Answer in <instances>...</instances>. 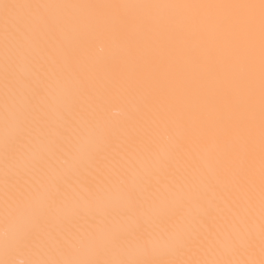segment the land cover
<instances>
[{
    "label": "snow or ice",
    "instance_id": "6c2138e0",
    "mask_svg": "<svg viewBox=\"0 0 264 264\" xmlns=\"http://www.w3.org/2000/svg\"><path fill=\"white\" fill-rule=\"evenodd\" d=\"M0 264H264V0H0Z\"/></svg>",
    "mask_w": 264,
    "mask_h": 264
}]
</instances>
